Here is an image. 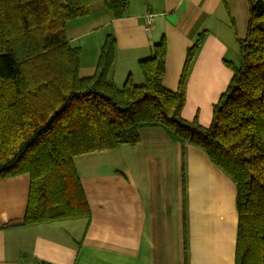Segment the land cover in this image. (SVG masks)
Listing matches in <instances>:
<instances>
[{
    "label": "trees",
    "instance_id": "trees-1",
    "mask_svg": "<svg viewBox=\"0 0 264 264\" xmlns=\"http://www.w3.org/2000/svg\"><path fill=\"white\" fill-rule=\"evenodd\" d=\"M97 0H0V178L28 174L22 225L84 218L91 208L74 158L136 146L138 130L161 126L182 146L202 149L236 186L238 213L234 264H264V0H248L239 61L226 62L230 79L203 125L182 117L192 61L204 40L186 51L175 90L162 84L166 39L138 61L143 83L128 74L109 77L116 38L101 45L93 75L79 76L81 48L66 36L68 20ZM115 18L129 0H100ZM43 264H46L43 262Z\"/></svg>",
    "mask_w": 264,
    "mask_h": 264
},
{
    "label": "crops",
    "instance_id": "crops-1",
    "mask_svg": "<svg viewBox=\"0 0 264 264\" xmlns=\"http://www.w3.org/2000/svg\"><path fill=\"white\" fill-rule=\"evenodd\" d=\"M154 14L148 28L143 15ZM248 0H129L115 18L100 0L68 20L66 36L81 48L79 76L94 74L101 45L116 38L109 77L121 86L131 74L143 83L138 61L166 39L162 84L175 90L186 51L199 32L204 40L186 82L185 119H211L213 104L239 61ZM136 146L74 158L91 208L87 220L22 225L29 175L0 178V264H234L238 213L235 183L206 153L182 146L158 125L142 126Z\"/></svg>",
    "mask_w": 264,
    "mask_h": 264
},
{
    "label": "built area",
    "instance_id": "built-area-1",
    "mask_svg": "<svg viewBox=\"0 0 264 264\" xmlns=\"http://www.w3.org/2000/svg\"><path fill=\"white\" fill-rule=\"evenodd\" d=\"M154 19H155L154 14L151 12H147L144 15V23H145L146 28H148L150 25L153 24Z\"/></svg>",
    "mask_w": 264,
    "mask_h": 264
},
{
    "label": "rangeland",
    "instance_id": "rangeland-1",
    "mask_svg": "<svg viewBox=\"0 0 264 264\" xmlns=\"http://www.w3.org/2000/svg\"><path fill=\"white\" fill-rule=\"evenodd\" d=\"M147 12H149V11H147ZM147 12H146V13H147ZM146 13H145V14H146ZM151 13H152V12H151ZM145 14H144V15H145ZM144 15H143V20H144ZM144 25H145V23H144ZM150 26H151V25H150ZM145 27H146V26H145ZM185 145H186V144H185Z\"/></svg>",
    "mask_w": 264,
    "mask_h": 264
}]
</instances>
